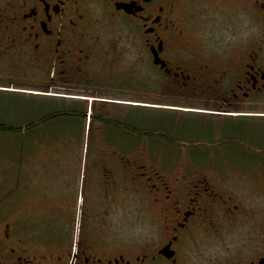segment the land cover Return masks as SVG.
<instances>
[{"label": "flooded vegetation", "instance_id": "1", "mask_svg": "<svg viewBox=\"0 0 264 264\" xmlns=\"http://www.w3.org/2000/svg\"><path fill=\"white\" fill-rule=\"evenodd\" d=\"M0 3V61L15 53L48 77L28 83L39 92L32 98L65 102L75 89L90 88L98 90L96 104L140 103L141 95L123 89L138 91L142 80L157 84V76L141 75L145 65L166 84L163 97L195 116L246 119L253 114L249 107L264 106V0ZM234 7L248 17V41L239 48L229 39ZM51 90L54 95H45ZM107 114L90 115L99 136L91 146L98 143L103 153L84 161L87 175L77 176L74 160H55L35 166L38 175L33 169L28 180L21 162L24 182L6 176L10 203L5 213L0 208V264H264V223L252 226L256 216L264 221V209L256 210L228 173L240 182L264 179L263 161L190 156L183 164L149 165L139 139L128 145L131 158L109 143L103 124L119 118ZM67 135L57 141L74 151ZM47 167L62 175H49ZM142 203L152 218L144 237L138 223L125 227L121 221L123 212L135 214Z\"/></svg>", "mask_w": 264, "mask_h": 264}, {"label": "rangeland", "instance_id": "2", "mask_svg": "<svg viewBox=\"0 0 264 264\" xmlns=\"http://www.w3.org/2000/svg\"><path fill=\"white\" fill-rule=\"evenodd\" d=\"M236 12L234 21L232 22V32L228 35L224 32V37L229 38L232 43L239 48L240 46H244L247 41V20L248 17L245 14H242L240 11L239 7H234ZM0 10H2V6L0 3ZM225 10H228L225 8ZM215 16L218 17H224L223 14H215ZM254 32V30H253ZM255 33V32H254ZM36 64V63H35ZM149 70L147 69V66H142L141 65V75H144V73H150V75H155L157 76V84L155 83H150L148 81H141V84L138 85V91L134 90V88L130 87H124L123 91L125 92V95H128L135 91V93L141 95V102H135L131 103L129 101H124V100H115L112 101V103H101L96 104V101L93 100L92 96L97 95V89H84V88H78L75 89L74 92L70 93L71 96L67 97L66 101L62 103L61 101L54 100L57 98L48 97L49 101H54L59 105V107H63L64 105L68 107L69 109L76 108V109H83L86 113V119L83 120L82 125H83V144L80 147V151L76 152V159L79 158V156L82 158L83 161H89L91 159L93 160H100L102 157V147H94L98 143H96L94 146H91V141H98L99 142V136H96L98 133V125L94 119L91 118V114L93 113H103L104 116L110 117L107 113H112V118H119L124 120V122H132L136 123L137 125H142V120L145 119L146 123L142 125V127L145 128H150V129H163L166 132L168 129H171L173 134L176 131L181 130L179 132L178 136H175L179 140H186V141H207L209 140V134L212 133V136L214 135V140L216 139L215 137L219 135H223L222 133L218 132L217 129L215 131L214 128H221L223 124L225 125V128L227 126L233 125V127L240 128L237 133L240 132V130L243 133H246V137L253 140L255 144L258 147H261L264 149V106H252L249 107L251 112H253L251 118H246V119H261V120H256V122L260 123H245L244 125L242 123H237L240 120H223V119H206L201 116H195L194 114L188 113L191 109L189 107L183 108L182 104H179V102H173L169 99H166L163 97V86L166 85L163 83V79H161L158 75L159 73H154V72H148ZM52 74V73H51ZM43 78L47 79L48 77L46 76V73L41 72L38 70L37 67L35 66H28V64L23 61L19 60L17 55L15 53L12 54V58L9 60H4L0 61V122H9L10 124H15L19 125L18 122L21 124H24L23 118L28 120H31L35 117V115H38V113H41L43 111H46L50 109V103L44 102L41 99H36V98H30V97H36L35 95H38L39 92L37 89L32 88L33 86H29L28 83H32L34 80L38 81L39 79L44 80ZM27 83V86H26ZM127 86V84H125ZM151 86V87H150ZM31 87V88H30ZM151 90V91H150ZM41 93V92H40ZM111 93V92H110ZM55 91L51 90L45 93V95H54ZM23 97L26 99H32V101L24 100ZM29 97V98H27ZM88 99V101L83 100ZM24 101V103H23ZM76 105V106H75ZM79 105V106H78ZM78 106V107H77ZM200 111V109H197ZM196 110V111H197ZM204 111V110H203ZM105 112V113H104ZM19 115H23L22 117ZM254 116V117H253ZM239 119V118H238ZM263 119V120H262ZM228 122V124H227ZM237 123V124H233ZM263 123V124H261ZM59 125L60 123L53 122L50 125V131L54 135L55 130L58 132L59 131ZM145 125V126H144ZM174 125L176 128H174ZM38 128V127H37ZM200 128H205L206 133L204 130H200ZM173 129V130H172ZM41 130V128H40ZM82 131V132H83ZM215 131V134H213ZM99 133H101V130H99ZM67 133L66 132H60L61 136H65ZM92 135V136H91ZM98 135V134H97ZM217 135V136H216ZM253 135L256 138H253ZM82 139V137H81ZM140 139V138H138ZM76 140V137H75ZM141 140L148 141L146 137H141ZM217 140V139H216ZM6 141H12L14 143H17V140L15 138V135H9V137L6 135H0V149L2 150V157L5 159V154L7 153V149L12 150V155L16 156L17 152H24V144L23 146L20 144L17 146L15 145H6ZM134 142V139H131V137H125V146L128 148V145L130 143ZM9 144V143H8ZM37 145L35 147H29L25 149V157L21 159V162L25 164V168H28L27 171L25 172L24 176L25 179H31L32 178V172L35 166L38 165H43V162H45V165L47 166L53 164V161H67V160H72V159H65L62 158L63 155H66V153L59 152L64 149V145L62 146V142H56L55 147L52 148V152H46V145L41 144ZM158 143L153 144V147L155 151H153L150 147V149L147 148L146 145L141 146V150L143 149V159L146 163H149V165H167L163 163V160L168 163H170V159H174L175 161H178L180 163H184L192 154L193 150H190V148L187 147H182L180 148L181 150L177 151L172 148H160ZM89 146V147H88ZM36 147H40L39 150H37ZM82 148V150H81ZM89 148L87 151L88 153L86 154V150ZM168 150V153H167ZM27 151V152H26ZM189 151V152H188ZM264 151V150H263ZM71 151H68V157H70ZM142 153V152H141ZM212 157L210 159H232V160H238L241 162L246 163L247 160L246 158L244 160H239L241 157L238 153L230 151L229 154L235 155L238 158H235L231 155L227 156L225 154H219V152L216 153L214 156L213 152ZM83 156H82V155ZM87 158H86V156ZM129 153H125V155H128ZM200 154V153H199ZM23 155V153H22ZM130 155V154H129ZM131 158V156H129ZM1 157V158H2ZM66 157V158H68ZM201 157V155H199ZM0 161V182L1 185H3V189L5 186L6 181V176H13L14 180L20 179V181H23L22 179V173L20 174L19 170L13 174H5L6 172V167H12L14 166L15 161L10 160L6 161L7 165L5 166L4 160L1 159ZM17 158V157H16ZM84 158V159H83ZM258 157L257 159H259ZM53 159V160H52ZM202 159V158H201ZM256 157L251 158L250 160H254ZM40 160V161H39ZM51 160V161H50ZM261 161L264 163V157L261 158ZM145 163V164H146ZM84 164V162H83ZM83 164L82 167L80 168V174L82 175H87L83 170ZM21 165V164H20ZM147 165V164H146ZM245 165V164H243ZM61 166V165H60ZM78 167V166H77ZM246 166H243L245 168ZM231 168V167H230ZM32 170V172H31ZM79 171V168H77ZM86 170V169H85ZM49 175H56V176H61L62 173L57 171L56 169L53 168H46V170ZM44 171V172H45ZM73 171V170H72ZM77 171V172H78ZM228 173L232 174L234 178V183H232L233 187H241L243 189V194L246 193V195L250 196L253 199V207L255 209H259L262 207L264 209V179H242L244 182L237 181V173L228 171ZM34 176H37L38 173L36 171V168L34 169L33 172ZM40 174L42 175V172L40 170ZM39 174V175H40ZM6 175V176H5ZM78 176V175H77ZM80 176V175H79ZM249 175H245L244 178H246ZM71 177H74L72 174ZM262 177V175H261ZM34 178V177H33ZM78 181V186H80V178L77 179ZM24 182V181H23ZM22 182V183H23ZM23 185V184H21ZM5 193L0 194V208L3 213H5L6 207L9 205L10 202L6 201ZM12 204L15 206L16 209H19V201L18 199L12 200ZM261 211V210H260ZM2 218H5V215L2 216ZM121 221L124 222V226L126 225H131V224H136L138 223L140 227V236L144 237L148 235L150 232L149 230V225L152 224V218L149 212L147 211L146 206L142 203L140 210L136 211L135 214L132 213L130 209H127L125 212H123V215L121 217ZM262 223H264L263 219L261 216H256V220L252 222V226L255 228L260 229ZM258 231V230H255ZM260 231V230H259ZM254 233V232H253ZM255 236L257 234H254ZM242 240L239 239V242Z\"/></svg>", "mask_w": 264, "mask_h": 264}, {"label": "trees", "instance_id": "3", "mask_svg": "<svg viewBox=\"0 0 264 264\" xmlns=\"http://www.w3.org/2000/svg\"><path fill=\"white\" fill-rule=\"evenodd\" d=\"M23 99L32 101L33 98L26 99L25 97H23ZM43 101L50 103V107H49L50 109L43 111L41 113H38V115H35L33 119L28 120V122L26 121L25 118H23L24 124H21L20 122H18L19 125H15V124L12 125L9 122H3V121L0 122V135H4V136L7 135L8 137L9 135H15V138L18 142L17 144L12 141L11 142L6 141L5 143L6 145L13 146L14 144L15 145L17 144V146H19L21 144L23 146L24 144V152H21V153L17 152L19 154H17L16 156L11 154L12 150L7 149L6 150L7 153L5 154V157H4L5 159H3L2 150L0 149V158L2 157L1 159L4 160L5 166L7 165L6 161L7 162L10 160L15 161L13 168L8 167V166L6 167L5 169L6 175L10 171V169L13 170V173H15L17 169L18 170L23 169L19 167L21 164V159L25 157L26 148L35 147L37 145L36 143H38V145L45 144L46 152H52L53 150L51 149V147L53 149L54 148L57 149V147H55V145L53 144H55L57 142V139L59 138H66L68 136L67 135L68 131H70L71 135L73 136L72 142H74V144L76 145V148L74 149V151L69 152L70 157H68L67 155L68 151L61 150L59 152L66 153V155L62 156V158L74 160L76 162V165L78 166L77 168H79V171L77 170L78 171L77 175L80 173V168L82 167V164L84 161L82 160L80 156L79 158L76 159L75 153L80 151L79 149L83 144L84 131H83L82 122L83 120L86 119L84 116L85 111L83 109H76V108L69 109L65 105L63 107H59L57 103L51 100L49 101V99H44ZM61 102L64 103V101H61ZM19 116L22 117L23 115H19ZM237 120H240L237 123H242L244 125L245 123H249V122L260 123V122H256V120H261V119H237ZM53 122L60 123L59 131L57 132L55 130L54 135L50 131V125ZM106 122H107L106 124H103V128L107 130L108 136L112 139L111 142L109 143L113 145H119L125 148V150L121 148V150L118 151L119 154L120 153L123 154L124 151L125 153H130L129 151H127V148L125 146V137L128 136V137H131V139H135V140L136 139L138 140V138H140L139 139L140 145L142 146L144 144L147 146L148 149L150 148L154 149L153 144L155 143H158L159 145L157 146H160V148L168 147L169 149L172 148L177 151L181 150L180 148L182 147H187V148H190V150H193L190 153L192 154L194 158H197V159H201V158L210 159V157H212L211 155L212 153L210 152H213L214 156L216 155L217 152H219L220 155L225 154L229 156L231 155L229 154L230 151L238 153L241 157L239 160H244L246 158L247 160H244L246 161V163L251 162L252 161L250 160L251 158L256 157V159L254 160H261V158L264 157V151H263L264 149H262L261 147H258L253 140L247 138L246 133H243L241 130L239 133H237V131L240 128L233 127L232 124L231 126H227L226 128H225L226 124H223L222 126H220L221 128H214L215 131L217 129L218 132L223 134L222 136L216 135L217 137L215 138L217 140L216 139L214 140L213 139L214 135L212 136V133H210L209 140L207 141L201 140V141L194 142V141H186V140L177 139L175 136L179 135V132H181L180 129L179 131H176L173 134L171 129H168V131L166 132L163 129H150V128L142 127V125L146 123L145 119L142 120V125H137L136 123H132V122L130 123L124 122V120L122 119L108 120ZM98 123L101 126L100 121H98ZM232 123L237 124L234 122ZM174 128H176L175 125H174ZM24 130L26 133H21ZM200 130H204L206 133L205 128H200ZM63 131L67 133L65 136L60 135V132H63ZM215 131L213 134H215ZM75 137H76V140H75ZM141 137H146L148 141L141 140ZM253 138H256V137L253 135ZM23 140H26V141L23 142ZM60 142L63 143V140L61 139ZM91 142H94V141H91ZM36 148L37 150L40 149V147H36ZM88 150L89 148L86 150L85 152L86 154L88 153L87 152ZM141 152L142 154L144 153L143 149L141 150ZM167 153H168V150H167ZM199 155H201V157H199ZM231 156L238 158L235 155H231ZM258 157L260 158L257 159ZM172 160L174 159L171 158L170 161ZM1 193L4 194L5 189H3V185H1V182H0V194Z\"/></svg>", "mask_w": 264, "mask_h": 264}]
</instances>
